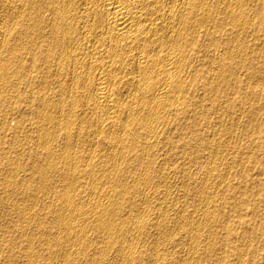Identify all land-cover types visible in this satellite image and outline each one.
I'll return each mask as SVG.
<instances>
[{
	"label": "bare ground",
	"instance_id": "6f19581e",
	"mask_svg": "<svg viewBox=\"0 0 264 264\" xmlns=\"http://www.w3.org/2000/svg\"><path fill=\"white\" fill-rule=\"evenodd\" d=\"M0 264H264V0H0Z\"/></svg>",
	"mask_w": 264,
	"mask_h": 264
},
{
	"label": "rangeland",
	"instance_id": "374dc122",
	"mask_svg": "<svg viewBox=\"0 0 264 264\" xmlns=\"http://www.w3.org/2000/svg\"><path fill=\"white\" fill-rule=\"evenodd\" d=\"M10 120H11L10 121V124H11V126H13L14 125V122H15V118H11Z\"/></svg>",
	"mask_w": 264,
	"mask_h": 264
}]
</instances>
